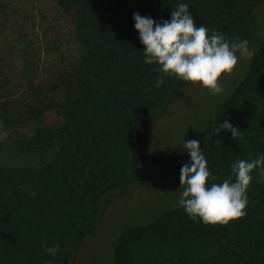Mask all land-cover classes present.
<instances>
[{
  "label": "trees",
  "instance_id": "16d2710c",
  "mask_svg": "<svg viewBox=\"0 0 264 264\" xmlns=\"http://www.w3.org/2000/svg\"><path fill=\"white\" fill-rule=\"evenodd\" d=\"M54 1L72 24L67 40L75 55L70 61L61 53L57 67L55 62L46 66L34 54L36 39L18 26L11 31L12 44L0 46V132L7 133L0 139V151L8 156L0 164V264H72L110 201L144 183L135 160L147 125L164 115L181 87L192 84L153 71L158 65L145 62L134 14L161 23L171 20L179 4H187L197 26L208 28L209 35L216 32L230 43L247 40L257 47L248 74L264 86V40L255 38V11L264 0ZM157 77L164 81L159 87ZM246 83L247 79L244 87ZM253 88L247 89L251 94L241 89L236 106L249 96L262 103L264 94L255 95ZM262 110L264 106L246 117L242 112L214 111L206 127H201L203 136H188L181 144L180 166L191 163L185 141L198 139L215 177L209 186L225 179L235 182L232 165L238 159L264 156ZM50 113L61 121L45 126ZM225 120L238 129L245 125L235 140L229 131H213ZM249 132L253 142L251 136L244 140ZM245 143L259 146V151L244 152L240 145ZM251 175L247 215L240 223L205 225L199 218L193 221L177 202L160 210L163 219L151 236L162 248L190 247L187 254L177 256L179 264H264V177L259 167ZM131 226L117 235L109 264H140L121 240ZM42 244L59 245V250L52 256Z\"/></svg>",
  "mask_w": 264,
  "mask_h": 264
},
{
  "label": "rangeland",
  "instance_id": "374dc122",
  "mask_svg": "<svg viewBox=\"0 0 264 264\" xmlns=\"http://www.w3.org/2000/svg\"><path fill=\"white\" fill-rule=\"evenodd\" d=\"M0 8V15L2 14L0 46L9 47L12 44L13 32L11 31L18 26L20 30L27 33V36L36 39L33 47L34 54L44 61L46 66L55 62L61 53L68 61L75 55L74 45L68 44L67 40V33L72 29L71 21L58 11L54 0H0ZM255 16L257 20L255 38L264 40V1L257 6ZM55 46H59L60 49H56ZM249 49L254 54L257 47L249 45ZM249 61L250 59L246 57L240 58L233 75L222 78L223 93L212 95L210 90L200 85L181 87L164 115L148 123L143 138L144 144L135 160L136 170L145 177L144 183L140 187L129 188L123 196L110 201L97 230L85 239L72 264H109L112 244L120 231L128 224L134 227L127 230L121 240L129 244L140 264H179L181 259L177 256L180 252L187 254L190 247L162 248L151 236L153 227L163 219V215L158 216L162 213V209L168 207V204L175 206L183 191L179 179L181 166L178 160V149L188 136H203L201 127L202 129L206 127L214 111L216 114L229 115L242 112L246 117L250 114L256 115L258 109H262L264 100L262 99L260 104L254 103L253 96H249L247 100L242 99L240 106H236L243 88L247 91L250 86H254L255 95L264 94L261 81L248 74ZM54 66L57 67L56 62ZM245 79H247L245 86L247 88L243 84ZM247 94H251V91H247ZM230 96L233 97L232 102L224 106L223 101L226 99V102ZM60 121L59 117L50 113L44 125L51 126ZM251 125L255 126L256 123L252 122ZM244 128L245 125L242 124L240 129ZM250 136L252 137V132L246 133L245 142ZM258 147L252 143L240 145V149L244 152L259 151ZM0 153V164L3 165L7 162L8 156L3 151ZM149 216L152 219L150 223L147 221ZM240 221L241 219L234 223L238 224ZM139 252L141 256H138ZM212 259L213 257H210L209 260L212 261ZM207 264L211 263L207 262Z\"/></svg>",
  "mask_w": 264,
  "mask_h": 264
},
{
  "label": "clouds",
  "instance_id": "9594fccd",
  "mask_svg": "<svg viewBox=\"0 0 264 264\" xmlns=\"http://www.w3.org/2000/svg\"><path fill=\"white\" fill-rule=\"evenodd\" d=\"M135 28L140 41L145 46L144 58L149 65L158 67L153 71L173 76L176 79L200 85L210 90L212 95L223 93V77H231L238 67L240 58L251 59L253 53L247 40L229 42L222 34L213 32L203 25L197 26L188 5L181 3L172 10L171 20L157 23L153 18L134 14ZM239 53V55H237ZM164 83L157 77V87ZM217 134L231 132V138L241 135L240 129L227 120L213 129ZM6 132H0V139L6 138ZM217 147L221 141L217 140ZM184 148L191 158L190 164L180 169V187L182 195L178 201L189 217L198 218L205 225L227 226L232 221L246 217L248 189L252 183V173L258 167L264 177V156L250 161L238 159L232 165L235 182L225 179L222 183H211L215 177L209 171L208 162L201 150L198 139L186 140ZM23 190V187H22ZM35 197L36 193L29 192ZM45 252L55 256L59 245L42 244Z\"/></svg>",
  "mask_w": 264,
  "mask_h": 264
}]
</instances>
